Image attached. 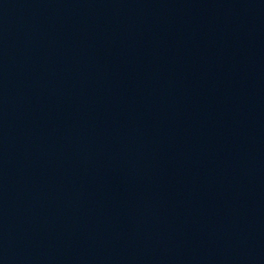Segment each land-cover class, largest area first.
I'll return each instance as SVG.
<instances>
[{"label":"water","instance_id":"1","mask_svg":"<svg viewBox=\"0 0 264 264\" xmlns=\"http://www.w3.org/2000/svg\"><path fill=\"white\" fill-rule=\"evenodd\" d=\"M0 182L38 264H264V0H0Z\"/></svg>","mask_w":264,"mask_h":264}]
</instances>
